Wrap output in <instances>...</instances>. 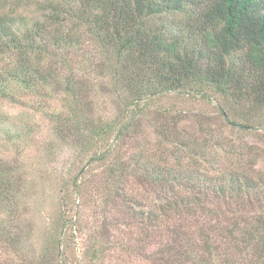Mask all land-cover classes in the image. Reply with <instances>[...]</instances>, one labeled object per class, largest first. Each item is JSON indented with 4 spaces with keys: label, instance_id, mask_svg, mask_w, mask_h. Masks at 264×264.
I'll list each match as a JSON object with an SVG mask.
<instances>
[{
    "label": "trees",
    "instance_id": "obj_1",
    "mask_svg": "<svg viewBox=\"0 0 264 264\" xmlns=\"http://www.w3.org/2000/svg\"><path fill=\"white\" fill-rule=\"evenodd\" d=\"M13 4L0 0V99L22 92L64 102L67 109L52 114L53 134L79 149L70 165L78 175L98 164L107 193L82 259L74 238L84 224L72 214L80 184L69 177L63 215L41 251L26 254L27 234L2 225L0 244L11 253L0 249V264H105L113 248L154 264H264V0H56L41 4L49 11L32 23L16 17ZM86 37L101 47V78L90 58L76 65L69 55ZM108 84L122 88V104L103 117L91 97ZM170 94L213 106L234 131H261L260 143L230 142L205 121L217 116L163 108ZM152 108L159 139L145 145L134 119ZM10 132L18 144L29 134ZM4 169L3 203L20 193ZM118 226L139 235L112 241ZM157 240L164 242L148 253Z\"/></svg>",
    "mask_w": 264,
    "mask_h": 264
},
{
    "label": "rangeland",
    "instance_id": "obj_2",
    "mask_svg": "<svg viewBox=\"0 0 264 264\" xmlns=\"http://www.w3.org/2000/svg\"><path fill=\"white\" fill-rule=\"evenodd\" d=\"M13 1V14L16 17L20 16L23 21L25 19L32 23L36 19L43 20L45 18L44 14L49 11L40 9L41 4L56 0ZM17 3L18 5H16ZM69 55L70 57L71 55L74 56V60H77L76 65H80L81 59L90 58L93 66L92 74L100 77L99 75L103 71L101 63L104 62L105 58L102 55L101 47L96 41L89 37L84 38L80 45L70 50ZM122 92V88L116 89L112 84H108L106 90L105 88L104 91L100 89V93L96 97L93 95L91 98L93 99V110L96 115H99V113L103 117L114 115L122 104L120 99L122 98L120 97ZM160 102L164 105L163 108L176 106L178 109H184L190 115L217 116L216 119H205V121L210 122L213 127L219 129L224 137L226 136L229 141L231 140L230 142L244 138L251 143H260L258 133L261 131L238 132L232 130L226 126L225 121L220 115L216 114V109L211 105L176 94H170ZM66 109L67 106L64 102L56 98L42 99L32 93L24 94L20 92L16 94L15 99H0V157L9 162H4L0 168L5 167L4 170H7L3 179L12 178L20 184V193L17 200L4 203L0 201V229L2 225H8V227L10 225L16 230L21 227L22 231L27 234L21 244L22 250L26 254H32L34 251L40 252L43 238L49 235V231L55 229L56 222L63 215L62 195L64 183L66 181L72 183L69 177L75 178V180L78 179L77 185L80 184L78 188L80 190L76 194L72 214L75 215L74 219L81 215L82 225L84 224L79 232L75 231L76 237L74 238L76 239L74 240L75 255L82 259L81 255L89 234L97 224H100L95 219L99 216V207L102 199L106 196L104 194L107 193V187L101 188V168L98 167V164H94L91 172H87L86 175L83 173L78 175L80 167L72 168L74 165H72L71 160L79 149L72 143L58 141L53 134L52 119L54 115L52 116V114L55 113L56 115L58 111H65ZM156 110L152 108L145 115H138L134 119L135 122H139L138 128L141 131L138 133V139L141 144L146 145V142L151 144L159 139V135L155 130L156 124L160 122L155 121ZM215 120L216 122H214ZM182 127L193 132L192 134H197V127L193 120H185ZM22 129L29 132L24 144L7 140L5 134L9 130L13 131L10 133L16 134ZM78 158L80 161L87 162L89 156L85 151H82ZM17 164L21 165L23 169L15 170L13 166ZM258 168L264 170V161L258 165ZM98 202H100V206L96 205ZM76 229V225H73V230ZM138 235L139 233L133 229L129 230L118 226L117 230H112L110 238L112 241H125L133 238L135 241ZM159 240L156 244H151L148 253L157 250L163 244L164 240ZM1 244L0 249L4 253L8 252L10 254L11 251H8L11 249L10 246L7 243L3 244L1 242ZM105 264H154V262L145 258L144 255L141 256L138 252L126 254L120 248H113L106 258Z\"/></svg>",
    "mask_w": 264,
    "mask_h": 264
}]
</instances>
